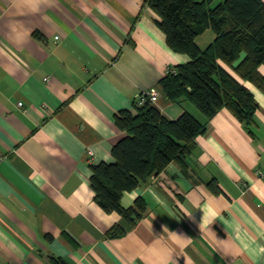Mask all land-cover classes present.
Instances as JSON below:
<instances>
[{
  "label": "crops",
  "instance_id": "0c3cea01",
  "mask_svg": "<svg viewBox=\"0 0 264 264\" xmlns=\"http://www.w3.org/2000/svg\"><path fill=\"white\" fill-rule=\"evenodd\" d=\"M157 20L147 0H0V264H264V94L239 79L250 124L169 100L160 79L189 56ZM152 87L166 117L188 110L205 130L184 163L123 193L144 206L131 223L90 176L125 135L116 115Z\"/></svg>",
  "mask_w": 264,
  "mask_h": 264
},
{
  "label": "trees",
  "instance_id": "16d2710c",
  "mask_svg": "<svg viewBox=\"0 0 264 264\" xmlns=\"http://www.w3.org/2000/svg\"><path fill=\"white\" fill-rule=\"evenodd\" d=\"M158 15L159 27L169 47L189 56L160 79V89L173 102L186 98L212 117L227 108L239 121L253 122L257 101L244 81L264 94V2L262 0H147ZM206 29L212 41L201 48L197 35ZM241 54H243L242 58ZM230 70H229V69ZM125 131L111 149L112 161L92 164L90 186L95 202L134 223L143 210L140 198L124 208V192L136 188L151 173L169 162L184 163L205 124L188 110L170 119L150 101L122 109L115 117ZM52 264H66L52 259Z\"/></svg>",
  "mask_w": 264,
  "mask_h": 264
},
{
  "label": "built area",
  "instance_id": "2783aa9c",
  "mask_svg": "<svg viewBox=\"0 0 264 264\" xmlns=\"http://www.w3.org/2000/svg\"><path fill=\"white\" fill-rule=\"evenodd\" d=\"M46 79H47V77H45V80ZM159 92H160V90L157 87H152L147 91H141L136 95L134 102L136 105H143L147 101H150L151 103L155 104V102H157ZM17 106L23 107V102L18 101ZM88 154L92 155V152L89 150Z\"/></svg>",
  "mask_w": 264,
  "mask_h": 264
},
{
  "label": "rangeland",
  "instance_id": "374dc122",
  "mask_svg": "<svg viewBox=\"0 0 264 264\" xmlns=\"http://www.w3.org/2000/svg\"><path fill=\"white\" fill-rule=\"evenodd\" d=\"M209 31H211V30H209ZM206 33H209V32H205V34H203L202 36L199 37V44H200L199 46H203V47L206 46V44H207V43H206V42H207V41H206V40H207V39H206V35H207ZM210 33H212V32H210ZM203 40H204V41H203ZM204 44H205V45H204Z\"/></svg>",
  "mask_w": 264,
  "mask_h": 264
}]
</instances>
